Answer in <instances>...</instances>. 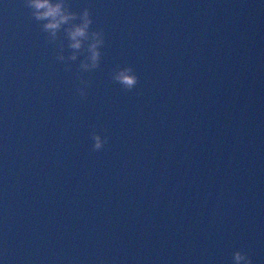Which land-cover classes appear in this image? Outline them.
Here are the masks:
<instances>
[{
  "label": "water",
  "instance_id": "95a60500",
  "mask_svg": "<svg viewBox=\"0 0 264 264\" xmlns=\"http://www.w3.org/2000/svg\"><path fill=\"white\" fill-rule=\"evenodd\" d=\"M66 2L97 69L0 0V264H264V0Z\"/></svg>",
  "mask_w": 264,
  "mask_h": 264
},
{
  "label": "clouds",
  "instance_id": "9594fccd",
  "mask_svg": "<svg viewBox=\"0 0 264 264\" xmlns=\"http://www.w3.org/2000/svg\"><path fill=\"white\" fill-rule=\"evenodd\" d=\"M25 7L30 10V15L35 21L40 23L41 30L46 33V41L50 44L58 43L59 51L56 60L64 62L65 70L71 71L68 61H76L83 55L79 68L82 72L92 71L100 66L101 48L105 44V32L103 29H92L93 20L89 8H84L82 12H73L68 6L66 0H25ZM79 21V22H76ZM61 30L68 40L67 47L72 51L66 57L64 55V40L59 38ZM79 78L77 92L79 96L87 95L86 88L90 87V82ZM111 78L119 83L125 92L132 91L139 83V77L136 75L132 66H117ZM83 85V86H80ZM91 138L94 141L93 151H100L108 143V136H101L93 131ZM233 264H252L251 257L243 251L237 250L232 255ZM99 264H105L101 259Z\"/></svg>",
  "mask_w": 264,
  "mask_h": 264
}]
</instances>
